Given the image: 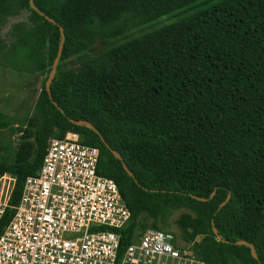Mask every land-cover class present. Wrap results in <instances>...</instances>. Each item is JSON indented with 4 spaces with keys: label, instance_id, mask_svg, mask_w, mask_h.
I'll list each match as a JSON object with an SVG mask.
<instances>
[{
    "label": "trees",
    "instance_id": "obj_1",
    "mask_svg": "<svg viewBox=\"0 0 264 264\" xmlns=\"http://www.w3.org/2000/svg\"><path fill=\"white\" fill-rule=\"evenodd\" d=\"M199 1L33 0L51 22L19 0L35 22L5 46L6 59L27 62L14 67L49 73L60 27L65 38L50 94L44 87L38 97L40 124L22 130L12 155L0 153V179L14 177L10 204L37 173L49 139L73 130L99 148L97 172L116 182L131 212L118 230L120 252L144 213L161 229L170 208H185L174 221L178 237L205 264H264V0H219L96 62L63 66L97 38Z\"/></svg>",
    "mask_w": 264,
    "mask_h": 264
},
{
    "label": "built area",
    "instance_id": "obj_2",
    "mask_svg": "<svg viewBox=\"0 0 264 264\" xmlns=\"http://www.w3.org/2000/svg\"><path fill=\"white\" fill-rule=\"evenodd\" d=\"M100 150L68 130L52 136L17 203L0 191V264H205L177 233L147 229L119 251L131 212L116 182L97 172ZM14 185V182H13Z\"/></svg>",
    "mask_w": 264,
    "mask_h": 264
},
{
    "label": "rangeland",
    "instance_id": "obj_3",
    "mask_svg": "<svg viewBox=\"0 0 264 264\" xmlns=\"http://www.w3.org/2000/svg\"><path fill=\"white\" fill-rule=\"evenodd\" d=\"M217 1L219 0H202L181 11H174L148 23L129 24L118 33L97 38L87 50L65 60L63 66L67 69H77L82 61L96 62L106 55L112 46L180 20L195 10ZM4 6V12L0 15V153L12 155L19 143L22 130L25 128L34 130L40 124L37 119V102L44 87L46 89L49 73L28 72L11 64L13 62L14 65H25L27 62H21L18 58L4 57L3 52L9 51L8 48L5 49V46L19 42V34L21 35L28 25L35 22V17L21 6L19 0H5ZM13 180V175L6 173L0 179V191L5 192L7 188H12ZM185 211H187L185 208H170L166 217L167 225L161 229L179 233L174 221L181 212ZM152 222L153 218L144 213L136 233L153 228ZM199 239L200 237L197 238ZM237 264L243 263L238 261Z\"/></svg>",
    "mask_w": 264,
    "mask_h": 264
},
{
    "label": "water",
    "instance_id": "obj_4",
    "mask_svg": "<svg viewBox=\"0 0 264 264\" xmlns=\"http://www.w3.org/2000/svg\"><path fill=\"white\" fill-rule=\"evenodd\" d=\"M29 2H30V5L33 7V9H35L40 15H44V13H43L42 11H40V10L34 5L33 0H29ZM44 16H45L46 19H48L49 21H51V22H55V20L52 19V18H50L49 16H47V15H44ZM60 31H61V40H60V43H59V46H58L57 54H56V56H55V58H54V60H53V62H52V65H51V69H50V72H49L48 79H47V81H46V91L48 92V94H50V93H49V82L53 79V77H54V75H55V73H56V67H57L58 61H59L60 56H61V53H62V47H63V43H64V38H65L62 27H60ZM54 104L56 105V103H54ZM57 107H58V106H57ZM58 109L62 112V110H61L59 107H58ZM74 122H75L76 124H79V125H81V124L87 125V126L90 127L91 129L95 130V127H94L90 122H88V121H86V120H74ZM112 153H113L116 157L120 158V155H119L116 151L113 150ZM122 165H123V168H124L129 174H131L130 170L128 169L127 165H126L124 162L122 163ZM213 194H214V193H211V196H212ZM213 231L216 233L215 229H213ZM240 242H241V241H238L237 243H240ZM242 242L245 243L244 241H242ZM250 250H251L252 255L255 257L256 255H255V252H254V249H253L252 246H250Z\"/></svg>",
    "mask_w": 264,
    "mask_h": 264
},
{
    "label": "crops",
    "instance_id": "obj_5",
    "mask_svg": "<svg viewBox=\"0 0 264 264\" xmlns=\"http://www.w3.org/2000/svg\"><path fill=\"white\" fill-rule=\"evenodd\" d=\"M13 182H14V180H13Z\"/></svg>",
    "mask_w": 264,
    "mask_h": 264
}]
</instances>
